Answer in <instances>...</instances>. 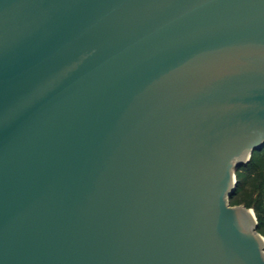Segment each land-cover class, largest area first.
<instances>
[{
  "label": "water",
  "instance_id": "obj_1",
  "mask_svg": "<svg viewBox=\"0 0 264 264\" xmlns=\"http://www.w3.org/2000/svg\"><path fill=\"white\" fill-rule=\"evenodd\" d=\"M263 149L264 0H0V264H264Z\"/></svg>",
  "mask_w": 264,
  "mask_h": 264
},
{
  "label": "trees",
  "instance_id": "obj_2",
  "mask_svg": "<svg viewBox=\"0 0 264 264\" xmlns=\"http://www.w3.org/2000/svg\"><path fill=\"white\" fill-rule=\"evenodd\" d=\"M262 151L254 152L251 160L236 171L239 187L231 201L237 197L238 190L243 189L235 199V203L255 211L258 232L264 236V153H261ZM246 187L248 189H245Z\"/></svg>",
  "mask_w": 264,
  "mask_h": 264
},
{
  "label": "rangeland",
  "instance_id": "obj_3",
  "mask_svg": "<svg viewBox=\"0 0 264 264\" xmlns=\"http://www.w3.org/2000/svg\"><path fill=\"white\" fill-rule=\"evenodd\" d=\"M261 153H264V150H263ZM250 179H251V177H250ZM245 189H248V188L246 187ZM242 191H243V189H241V188L238 190L237 197L240 195V193H241ZM245 195H246V194H245ZM237 197H236V198H237ZM236 198H235V199H236ZM235 199L231 201V203H230L231 206H244V205H242V204H236V203H235ZM249 209H252V208H249ZM252 210H253V209H252ZM253 211H254V210H253ZM254 213H255V211H254ZM255 215H256V214H255Z\"/></svg>",
  "mask_w": 264,
  "mask_h": 264
}]
</instances>
